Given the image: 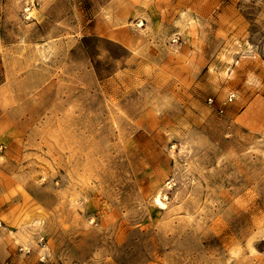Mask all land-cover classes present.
Segmentation results:
<instances>
[{"label": "rangeland", "instance_id": "obj_1", "mask_svg": "<svg viewBox=\"0 0 264 264\" xmlns=\"http://www.w3.org/2000/svg\"><path fill=\"white\" fill-rule=\"evenodd\" d=\"M0 264H264V0H0Z\"/></svg>", "mask_w": 264, "mask_h": 264}, {"label": "bare ground", "instance_id": "obj_2", "mask_svg": "<svg viewBox=\"0 0 264 264\" xmlns=\"http://www.w3.org/2000/svg\"><path fill=\"white\" fill-rule=\"evenodd\" d=\"M158 195H159V194H158ZM156 201H157V203L160 204V205H164V204H165L164 201L162 200V198H160V196H157ZM165 202H166V201H165Z\"/></svg>", "mask_w": 264, "mask_h": 264}, {"label": "built area", "instance_id": "obj_3", "mask_svg": "<svg viewBox=\"0 0 264 264\" xmlns=\"http://www.w3.org/2000/svg\"><path fill=\"white\" fill-rule=\"evenodd\" d=\"M230 99H232V95H231Z\"/></svg>", "mask_w": 264, "mask_h": 264}]
</instances>
